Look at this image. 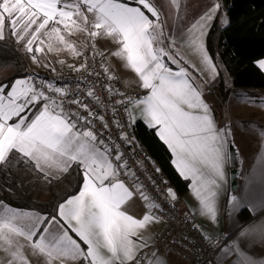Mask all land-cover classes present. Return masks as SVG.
<instances>
[{
    "label": "snow or ice",
    "instance_id": "snow-or-ice-1",
    "mask_svg": "<svg viewBox=\"0 0 264 264\" xmlns=\"http://www.w3.org/2000/svg\"><path fill=\"white\" fill-rule=\"evenodd\" d=\"M135 2L139 6L121 0H0V41L6 39L7 30L34 63L40 62L39 54L59 55L67 50L83 61L67 67L97 77L100 73L89 72V61L99 57L108 81L116 76L107 66L109 53L98 49L96 41L107 38L114 42L117 47L110 55L124 62L135 74L134 83L146 94L125 96L111 83L106 91L111 97H124L115 104L124 107L130 123L136 108L149 127L158 126L157 134L173 153L176 169L184 179L192 180L198 201L194 211L215 222L229 146L234 141L230 123L218 127L203 98L202 82L189 67L197 75L210 74L213 80L219 74L208 53L206 36L221 4L213 0L190 26L169 33L154 0ZM170 5L178 13L182 0H170ZM77 34L84 39H73ZM258 64L264 69V60ZM43 66L56 71L50 63ZM86 94L101 103L94 86ZM261 103L264 106V100ZM66 105H76L77 110ZM112 112L116 114L114 106ZM93 120L108 129L105 117L83 102L79 89L73 91L38 78V74L17 78L10 85L0 83V168L24 165L50 182L76 166L82 178L77 194L64 198L54 214L23 212L0 204V264H33L32 257L40 264H167L158 250L147 251L152 241L150 226L161 220L156 215L160 204L124 159L120 144L112 142L111 136L109 142L102 139ZM113 123L122 129L119 120ZM257 134L261 152L249 184L258 183L261 195L246 205L253 212L264 207V128ZM120 139L133 143L123 131ZM166 193L176 199L173 189ZM135 196L145 205L139 218L127 208ZM230 202L234 208L241 205L236 195ZM254 234L264 240V222L245 228L240 238ZM221 250L225 255L235 252L236 264H264L240 248L239 238Z\"/></svg>",
    "mask_w": 264,
    "mask_h": 264
},
{
    "label": "crops",
    "instance_id": "crops-1",
    "mask_svg": "<svg viewBox=\"0 0 264 264\" xmlns=\"http://www.w3.org/2000/svg\"><path fill=\"white\" fill-rule=\"evenodd\" d=\"M121 2H126L130 6H139L136 4L135 1H132V0H121ZM168 2H170V0H162L163 4L168 3ZM186 2H190L194 9L198 8L201 5L202 11L198 16L194 18V20L191 23L187 25H183L184 19H186L185 17L188 14L187 9L185 8ZM212 3H213V0H182V5H181V8L178 10V13H177V10H175L176 26L180 22L181 29L187 28L200 15H202L205 11H207V9L212 6ZM146 14L148 13L146 12ZM162 15L163 17L167 16L168 19L174 18L167 12L165 13L164 11H162ZM177 15L179 16V18H177ZM214 19L212 20L211 25ZM224 19L227 20V15L224 16ZM181 29H179V31ZM96 46L98 49L104 50L106 53H109L107 57V60H108L107 66L111 69L112 72H114L117 76L121 78L123 83H125L126 85L139 87L138 84L134 83V81L136 80L135 74L130 69L124 66V62L122 60H120L119 58L115 56L110 55V53L114 51L117 47V45L114 42H112L111 40L107 38H100V39H97ZM63 60L66 61V64H64L63 67L67 66L68 64H72L70 63L72 59L65 57ZM260 60H264V58ZM260 60L257 61L258 66H259L258 62ZM195 62L198 63L197 60H195ZM39 64L40 66L44 65L42 63H39ZM34 65L35 64H33V66ZM172 67H175V66H172ZM31 70H33L32 67H31ZM262 70L264 71V69ZM189 71L193 72V75H195L198 79L197 73L194 72L191 69V67H189ZM209 75L210 74L206 73L204 77L209 76ZM204 80H205V83L204 85L202 84L203 93H204L203 98L211 106L218 127H223L224 124L219 119V115L217 114L215 107L211 105L209 96L207 93L208 87L210 85H213V83L216 80V77L214 80L211 79L212 81L210 83L206 81L207 79L204 78ZM143 91H144V94H146V91L144 89ZM245 97H250L255 102L254 103L248 102L245 99ZM262 100H264V87L236 88L232 90V92L228 96L226 107L224 110V120H225V124L226 123L231 124V132H232L231 140L234 141L232 145L235 147L237 157H238L237 164H236L237 187L235 189L232 188V184H231L232 166L230 163V156H229V161L225 165V168H224L225 179L221 183L220 194L217 199L218 212H217V218L215 222H212L210 219L194 211V209L197 207L198 201L193 195V192L191 189L192 180L190 178L185 179L188 181V189L181 196L177 194L174 187H171V189H173L176 194V199L174 200L171 199V200L181 210L188 213L192 217V219L205 232H207L208 234L212 236H215L218 233L223 232L225 230L238 229V233L236 234L234 240H237L239 238L240 248L244 252H246L247 255L253 257L257 261H264V240L260 239L259 236L255 234L250 235L248 237L240 238V233L241 231H243L245 228L249 226H253L261 222H264V207H256L255 211L253 212V210H251L249 207L246 206L249 204V202H255V200L261 195V186L258 183L249 184V178L252 176L254 170H257V158L261 152V138L259 137L257 133L259 129L264 128V106H262V103H261ZM132 113H133V116L135 117V120L133 122L134 124L138 120H142L143 122H145L140 117L138 109L133 108ZM150 128H153L156 131V133H158V126L150 127ZM171 154H172V162H173L175 157L172 152ZM1 169L6 174L14 175L19 181V183H20V178H24V180H26L25 183L27 184V186H22V185L21 186L25 189L32 188L34 190L33 192L34 199H36L35 197H37L38 199L36 200H39V201H50L51 200L52 195L49 190L50 182H46L40 174L32 170L26 169L24 165H19L16 167L9 166L6 169L4 168H1ZM122 178L124 177L122 176ZM81 183H82V180H81ZM77 192L74 194H77ZM232 195H236L238 198L241 199V205L238 208H234L233 204L230 202V197ZM6 206L11 209H15V210L23 211V212H36L40 214H45L36 209L20 208V207H14L10 205H6ZM127 208H128L129 214H132L138 218L142 216L145 211L144 202L138 196L133 197L132 201H130V203L127 205ZM244 210L250 213L249 217L243 218L242 212ZM162 227H163V222L161 220L160 222L152 224L150 226L149 231L152 237V241H151V246L149 247V249H147V251L151 253L153 251L158 250L159 256L162 257L164 260H166L167 264H193L189 259L182 257L176 252L168 250L161 245L159 246L155 244L154 241L156 237L158 236V234L160 233ZM82 247H85V246L82 244ZM237 260H238V256L235 252L228 254V255H225L222 252L218 257L216 264H236ZM32 261H33V264H40L38 258L36 257H32Z\"/></svg>",
    "mask_w": 264,
    "mask_h": 264
},
{
    "label": "trees",
    "instance_id": "trees-1",
    "mask_svg": "<svg viewBox=\"0 0 264 264\" xmlns=\"http://www.w3.org/2000/svg\"><path fill=\"white\" fill-rule=\"evenodd\" d=\"M154 2L157 5L158 0ZM219 2L221 9L206 36L207 50L219 73L217 83L207 89L210 103L215 107L217 114L219 112L212 97L218 101L224 112L232 90L264 87V71L257 65V61L264 58V0ZM185 8L188 14L183 25L191 23L202 11L201 5L194 9L190 2H186ZM223 15H227V23L221 19ZM5 35L6 39L0 41V83L10 85L15 79L36 72L31 70L30 61L15 38L10 36L7 30ZM64 68L68 67L56 70ZM38 74L47 75L48 72ZM134 134L145 152L157 162L170 187H174L179 196L183 195L188 189V181L174 167L172 154L156 131L142 120H138L134 124ZM81 180L79 170L73 166L70 173L60 180H50L51 200L39 201L34 199L32 188H23L14 175L6 174L0 168V204L36 209L50 215L64 198L79 190ZM2 210L0 207V212ZM242 216L247 218L250 213L244 210Z\"/></svg>",
    "mask_w": 264,
    "mask_h": 264
},
{
    "label": "built area",
    "instance_id": "built-area-1",
    "mask_svg": "<svg viewBox=\"0 0 264 264\" xmlns=\"http://www.w3.org/2000/svg\"><path fill=\"white\" fill-rule=\"evenodd\" d=\"M89 64V72L94 70L100 73L98 77L96 75H88L85 72H74L69 67L56 70L55 72H48L47 75L37 74L38 78L54 81L57 85L70 87L73 91L79 89L83 102L87 103L98 115L105 117L108 129H104L98 120H93L98 135H101V138L105 139L106 142H109L107 137L111 136L112 142L120 144L124 159L135 170L139 180L144 184L147 193L161 206L159 210H156V215L161 217L163 227L154 241L155 244L176 252L182 257L189 259L193 264H216L219 255L222 253L221 249L231 244V241L234 240L238 233V229L225 230L212 236L205 232L188 213L181 210L167 196L166 189L170 188L167 178L163 175L157 162L145 152L135 136L134 123L129 122L124 107L115 104V101L121 100L124 97L120 95H116L115 97L109 96L106 91V85L111 83L114 90H119L125 96L134 98L144 95L143 89L124 84L119 76L112 71L116 79L108 81L101 67L99 57L94 62L90 60ZM34 74L36 73L30 75ZM89 86H94V91L100 98L101 103L97 104L92 97L87 96L86 92ZM71 98L69 97V99ZM113 106L116 108L115 115L112 112ZM66 107L77 110L76 105H66ZM114 120H119L123 126L122 129L115 126ZM121 131L127 133L133 143H123L120 139ZM197 228L200 230L198 231ZM206 237L211 238V241L214 243H210Z\"/></svg>",
    "mask_w": 264,
    "mask_h": 264
},
{
    "label": "rangeland",
    "instance_id": "rangeland-1",
    "mask_svg": "<svg viewBox=\"0 0 264 264\" xmlns=\"http://www.w3.org/2000/svg\"><path fill=\"white\" fill-rule=\"evenodd\" d=\"M158 7L164 11L165 13L167 12L168 14H170L172 17L174 18H169L167 16H164L163 18L165 19L166 21V30L169 32V33H173V32H178L179 29H181V24L180 22L178 23V25L176 26V21H175V9L173 7H171L170 5V2L168 3H162V0H158V3H157ZM224 16H222V20L224 21ZM226 18V17H225ZM73 39H79V40H83L84 39V36L82 34H77L76 36H73L72 37ZM19 46L24 50V47L21 43H18ZM25 51V50H24ZM29 61H30V64H31V67L32 69L36 72V73H41V72H51L50 68L48 67H44V66H40L39 63H42V64H52L56 69H59L61 67H63V65L57 63L58 60L60 59H64L65 57L69 58V59H72L70 61V63H72L73 65H79L80 63H82V59L80 58H76V57H73L70 52H68L67 50L61 52L59 55H56V54H39L38 55V59H39V63H34L31 59V55L29 53H27L25 51ZM193 62H195V60L193 59ZM33 64H35L33 66ZM204 77V76H203ZM202 76L198 75V80H201L202 84L204 85L205 83V79H207L206 81L208 83H210L212 80L209 79V76H205L203 78ZM219 77V74L216 76V80L215 82L213 83V85H215L217 83V79ZM21 78H24V77H21ZM120 78V77H119ZM121 79V78H120ZM122 81V80H121ZM123 82V81H122ZM125 84V83H124ZM230 95V94H229ZM212 99L214 100L215 102V106L217 108V111L219 112L218 115H219V119L223 122V124H225V120H224V112H222V108L219 106L218 104V101L212 97ZM221 111V112H220ZM223 113V114H222ZM26 180H24V178H20V183L22 186H27V184L25 183ZM171 188V187H170ZM36 199H38L37 197H35Z\"/></svg>",
    "mask_w": 264,
    "mask_h": 264
},
{
    "label": "water",
    "instance_id": "water-1",
    "mask_svg": "<svg viewBox=\"0 0 264 264\" xmlns=\"http://www.w3.org/2000/svg\"><path fill=\"white\" fill-rule=\"evenodd\" d=\"M229 152H230V163L232 166V170H231V184H232V188L235 189L237 187V168H236V164H237V153L235 150V147L230 144L229 146Z\"/></svg>",
    "mask_w": 264,
    "mask_h": 264
}]
</instances>
